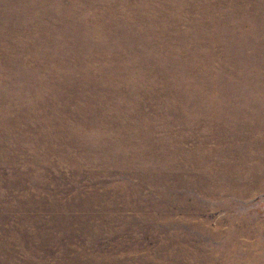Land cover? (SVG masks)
Returning a JSON list of instances; mask_svg holds the SVG:
<instances>
[{
  "label": "rangeland",
  "instance_id": "374dc122",
  "mask_svg": "<svg viewBox=\"0 0 264 264\" xmlns=\"http://www.w3.org/2000/svg\"><path fill=\"white\" fill-rule=\"evenodd\" d=\"M0 264H264V0H0Z\"/></svg>",
  "mask_w": 264,
  "mask_h": 264
}]
</instances>
